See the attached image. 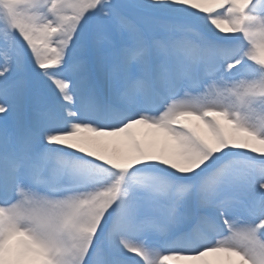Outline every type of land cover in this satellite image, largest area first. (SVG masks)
<instances>
[{
    "label": "snow or ice",
    "instance_id": "obj_1",
    "mask_svg": "<svg viewBox=\"0 0 264 264\" xmlns=\"http://www.w3.org/2000/svg\"><path fill=\"white\" fill-rule=\"evenodd\" d=\"M0 264H264V0H0Z\"/></svg>",
    "mask_w": 264,
    "mask_h": 264
}]
</instances>
